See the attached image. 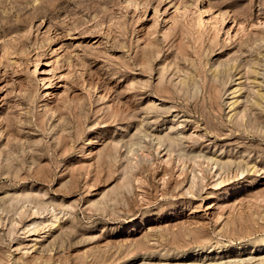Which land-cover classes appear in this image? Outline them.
I'll list each match as a JSON object with an SVG mask.
<instances>
[{"label":"rangeland","instance_id":"rangeland-1","mask_svg":"<svg viewBox=\"0 0 264 264\" xmlns=\"http://www.w3.org/2000/svg\"><path fill=\"white\" fill-rule=\"evenodd\" d=\"M259 93L264 0H0V264H261Z\"/></svg>","mask_w":264,"mask_h":264},{"label":"bare ground","instance_id":"bare-ground-1","mask_svg":"<svg viewBox=\"0 0 264 264\" xmlns=\"http://www.w3.org/2000/svg\"><path fill=\"white\" fill-rule=\"evenodd\" d=\"M223 76V75H222ZM192 80V79H191ZM191 80H190V82H191ZM183 81V80H182ZM186 81V80H185ZM194 80H192V82H193ZM188 82V81H187ZM189 82V83H190ZM186 83V82H185ZM190 84H192V83H190ZM197 82H195V87L193 88V90L196 88V89H198L197 87ZM189 86H191V85H189ZM184 87V86H183ZM188 89H190V87H188ZM184 90H186V89H184ZM191 90V89H190ZM190 90H189V92H190ZM199 90V89H198ZM227 91V90H226ZM187 92V91H186ZM194 92V91H193ZM192 92V93H193ZM198 94V93H197ZM261 94V95H260ZM259 95H260V97H261V99H262V102H264V93L262 94V93H259ZM261 102V101H260ZM234 104H232V106L233 105H235V104H237L236 102H233ZM264 104V103H263ZM263 109H264V107H262ZM263 109H261V110H263ZM245 111V110H244ZM264 111V110H263ZM237 114V113H236ZM243 114V113H242ZM235 115V114H234ZM233 115V116H234ZM247 115V114H246ZM233 116H230L229 115V120H230V122L231 123H233L234 124V120H233ZM242 116V115H241ZM236 117V116H235ZM241 118H243V120H244V118L245 117H241ZM239 119L240 118H238V120H237V122L239 121ZM247 119V118H246ZM246 121L247 120H244V122L243 123H246ZM249 121V120H248ZM240 123H241V120H240ZM172 129V128H171ZM173 129H175V128H173ZM175 131V130H174ZM146 135V134H145ZM179 136V135H178ZM171 136H168V138L167 139H162L161 137H160V139H154L155 141L157 140V146H159L161 149L164 147L165 149L164 150H167V152H168V154H173L175 151H176V149L175 148H177L178 149V152H179V155H183V153H184V149H182V147L184 148V145L182 146V142H181V138H170ZM146 138H149V136H147ZM92 139V138H91ZM154 140L152 141L153 143H154ZM183 141V140H182ZM181 143V144H180ZM142 144V143H141ZM167 144V145H166ZM138 145H140L139 143H138ZM178 154V153H177ZM90 155V154H89ZM172 156V155H171ZM204 156V155H203ZM181 157V156H180ZM204 159H205V161L208 163V164H210L211 166H212V168L213 167H217L220 171L222 170V171H225L228 167H227V164L226 163H224V164H222V162H221V164H220V162H219V160L217 161V160H215V158L213 159L212 157L210 158H208V157H205L204 156ZM204 161V162H205ZM230 163V162H229ZM229 163H228V165H229ZM226 164V165H225ZM233 163H231V165H232ZM209 168V167H208ZM230 168H231V166H230ZM230 168H228V169H230ZM227 171V170H226ZM238 171V173H240V175H243L244 174V169H242V168H240V169H238L237 170ZM53 215V214H52ZM249 249V248H248ZM264 249V248H263ZM250 250V249H249ZM200 252L202 251V250H199ZM261 264H264V260H262V262H260Z\"/></svg>","mask_w":264,"mask_h":264}]
</instances>
